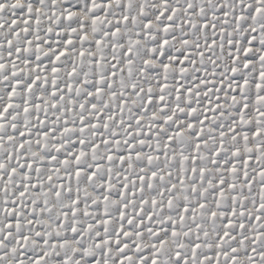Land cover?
<instances>
[{"label":"snow or ice","instance_id":"1","mask_svg":"<svg viewBox=\"0 0 264 264\" xmlns=\"http://www.w3.org/2000/svg\"><path fill=\"white\" fill-rule=\"evenodd\" d=\"M0 264H264V0H0Z\"/></svg>","mask_w":264,"mask_h":264}]
</instances>
